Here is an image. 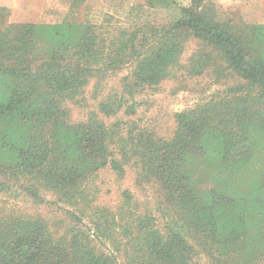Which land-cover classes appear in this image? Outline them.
<instances>
[{
	"label": "trees",
	"instance_id": "obj_1",
	"mask_svg": "<svg viewBox=\"0 0 264 264\" xmlns=\"http://www.w3.org/2000/svg\"><path fill=\"white\" fill-rule=\"evenodd\" d=\"M177 8L169 26L113 32L9 23L0 6V195L18 204L0 209V264H264V25L219 24L206 0ZM216 70L238 84L174 113L168 137L108 122L174 73ZM91 80L105 95L73 124L67 103ZM102 170L133 175L151 203L124 190L115 212L96 206Z\"/></svg>",
	"mask_w": 264,
	"mask_h": 264
},
{
	"label": "rangeland",
	"instance_id": "obj_2",
	"mask_svg": "<svg viewBox=\"0 0 264 264\" xmlns=\"http://www.w3.org/2000/svg\"><path fill=\"white\" fill-rule=\"evenodd\" d=\"M20 1L0 0V6L9 9V23H88L104 26L113 32L121 27L130 26V29H134L136 26L143 25H154L160 29L173 24L182 17L177 5L184 8L191 6V0H174L176 6L171 3H156L153 6H148L142 0H22L24 5ZM206 1L209 6H212L213 17L219 24L232 21L241 25H264V0ZM19 2L20 7L24 8V12H21ZM16 7H19V10ZM194 50L195 44L189 43L180 59L182 65L186 64ZM129 70L128 67L124 68L116 78L108 82L107 87L114 83V86H118L120 90L118 82L121 77L127 75ZM216 73L204 71L194 77H180L181 73H174L156 90H141L134 96L133 99L139 103L135 116L127 118L118 115L108 122L136 120L139 121L141 127L168 137L174 130V113L194 109L196 105L206 103L213 96L221 95L223 91L238 84L234 78L228 75L221 76L217 73L218 77ZM2 81L3 79L0 77V91L2 90ZM94 84L95 82L91 80L77 98L67 103L71 123L84 121L90 112L96 111V104L104 97L105 92L96 91ZM126 100L130 101L131 99ZM257 152L253 155L250 154L249 157L251 159L249 164L253 168L260 166L259 161L255 162ZM240 174L247 175L246 172H240ZM95 183L98 188L95 205L100 208L106 206L115 212L121 203V193L124 190L132 192L136 196L135 198L141 202L151 203L148 196L142 195L136 189L133 175L128 172L123 180H117L111 171L102 170ZM15 206H18L15 201L0 195L2 211L8 213L15 210ZM160 223L162 224L161 221ZM201 264L213 263L203 257Z\"/></svg>",
	"mask_w": 264,
	"mask_h": 264
},
{
	"label": "crops",
	"instance_id": "obj_3",
	"mask_svg": "<svg viewBox=\"0 0 264 264\" xmlns=\"http://www.w3.org/2000/svg\"><path fill=\"white\" fill-rule=\"evenodd\" d=\"M15 2H16V0H15ZM20 2H21L22 5H24L22 0ZM20 2H19V7H20ZM16 4L18 5V3H16ZM19 7H16V8L19 10ZM20 10H21V12H24V8L23 7H20Z\"/></svg>",
	"mask_w": 264,
	"mask_h": 264
}]
</instances>
